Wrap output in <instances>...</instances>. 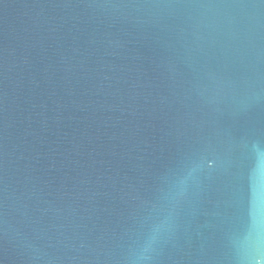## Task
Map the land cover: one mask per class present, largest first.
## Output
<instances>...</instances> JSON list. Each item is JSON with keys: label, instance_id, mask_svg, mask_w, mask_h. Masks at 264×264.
Masks as SVG:
<instances>
[{"label": "water", "instance_id": "1", "mask_svg": "<svg viewBox=\"0 0 264 264\" xmlns=\"http://www.w3.org/2000/svg\"><path fill=\"white\" fill-rule=\"evenodd\" d=\"M0 264H264V0H0Z\"/></svg>", "mask_w": 264, "mask_h": 264}, {"label": "clouds", "instance_id": "2", "mask_svg": "<svg viewBox=\"0 0 264 264\" xmlns=\"http://www.w3.org/2000/svg\"><path fill=\"white\" fill-rule=\"evenodd\" d=\"M152 250L151 245L146 246L139 254V256L137 257V259L139 261H143L146 262L150 259V257L147 255V253H149Z\"/></svg>", "mask_w": 264, "mask_h": 264}]
</instances>
